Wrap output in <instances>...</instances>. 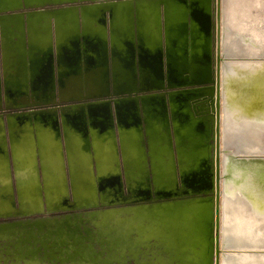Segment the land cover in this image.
I'll return each mask as SVG.
<instances>
[{
  "label": "bare ground",
  "instance_id": "bare-ground-1",
  "mask_svg": "<svg viewBox=\"0 0 264 264\" xmlns=\"http://www.w3.org/2000/svg\"><path fill=\"white\" fill-rule=\"evenodd\" d=\"M46 1L51 2L48 6L72 4L67 2L69 0H0V9H3L0 12L19 10L16 7L22 2L32 8H41L47 5ZM161 2L137 0L133 5L128 1L115 4L109 15L111 42L117 50L133 57L132 8L137 5L152 9V27L146 19L141 33L138 32L142 38V46L138 47L147 55V61L138 58L139 64L146 67L149 61L154 76L175 84H184L186 80L178 79L177 69L173 67L171 59L172 56H181L183 53L210 54L212 18L209 0H191V12L187 11L188 0ZM217 4V23L220 18L222 26L220 49L229 59L226 70L221 73L220 117L219 74L217 75V122H220L221 146L234 151L235 176L244 175L240 178L238 188L234 186L236 182H232L231 186L225 187L222 194L221 237L228 251L221 252L220 264H264V0H221V12L219 0ZM69 9H73L75 17L73 30L76 39L81 36L83 43L89 45L86 46L88 50L106 42L108 27L106 24L103 26L106 16L104 17L99 4L83 6L80 17L75 7L67 6L53 11L28 13L26 17L20 13L4 15L0 16V25L7 21L19 23V34L16 38L22 47L30 48L29 43L24 41L29 37L26 34L29 31V22L40 18L49 24L51 18L62 19L71 15L68 13L71 12ZM86 17L94 23L92 26L84 25ZM53 29L56 33L57 27ZM51 32L52 27L48 26V36L46 35L41 51L45 63L50 51H56L57 55L64 51V47L59 51L57 40L56 44L52 42ZM150 40L153 42L151 54L147 45ZM218 40L219 37L217 51ZM4 51L5 46L2 43V58ZM48 67L45 64L43 69L46 78L50 72ZM124 100L121 104V100L117 98L110 112L104 108L101 113L95 112V116L91 118L94 122L90 125L91 141L66 139L62 136L65 134L64 128H67L64 121L72 117L80 118L73 113L62 119V133L55 116L47 114L32 117L50 120V150L38 156L41 170L39 179L42 180V185H46L47 178H54L58 181V187H39L37 190L17 188L22 212L38 209L42 194L48 206H57L67 195L68 179L63 170V143L66 146L72 195L78 203H92L97 196L92 161L99 174L98 186L104 190L103 198H112L108 197L112 188L116 191L114 195L120 193L121 181L120 176L117 177L120 156L131 198L137 190L149 183L150 172L158 195L167 194L168 197L175 194L178 173L195 187L205 185L211 154L208 128L202 120H196L188 107L184 106L186 97H172L169 103L154 97L141 105L135 98H122ZM16 119L19 117L7 120L9 134L12 121ZM0 143L2 147L7 144L1 122ZM10 145L12 147L11 139ZM91 149L94 154L90 153ZM6 150L7 159L9 163L12 162L15 170L14 154L12 150ZM28 160L36 171V154L30 155ZM50 162L54 164V174L45 175L44 164L46 168ZM0 164L3 172L1 176L7 182L0 194L8 198L5 205H0V213H3L13 209L14 186L8 178L6 158L2 152ZM24 195L35 198H21ZM26 201H35L38 205ZM213 220V205L207 198L172 200L159 205L132 207L125 212L107 211L100 218L96 236L91 233L89 237L105 243L108 250L106 257L102 259L104 264H111L112 258L118 257L123 249L131 251L138 258L135 264H151L149 251L152 246L161 248L168 254V264H214ZM71 223L78 227L70 218L53 224L40 223L36 228H25L23 224L0 225V237L14 244L17 251L13 253L16 260L11 264H22L18 258L24 260L23 264H41L36 257V249L22 243L23 240L35 238L50 242L52 255L60 250L56 246L57 241L62 243L69 240L70 243H76L71 246L73 253L68 256L71 260L67 264H81L72 260L76 253H80L78 249L81 239L74 233L75 228ZM160 264H165V261Z\"/></svg>",
  "mask_w": 264,
  "mask_h": 264
},
{
  "label": "rangeland",
  "instance_id": "rangeland-1",
  "mask_svg": "<svg viewBox=\"0 0 264 264\" xmlns=\"http://www.w3.org/2000/svg\"><path fill=\"white\" fill-rule=\"evenodd\" d=\"M128 1L132 5L137 0H69L67 2H70L72 4L67 5H59V6H48L51 2H45L47 5L45 7L41 8H32L27 4H24L23 2L20 3L16 8L19 10L14 11H7V12H0V16L4 15H11L14 13H20L22 16L26 17L28 13L32 12H39V11H53L59 8H63L65 6L67 7H75L77 10V13L80 17L81 8L83 6H88L92 4H99L102 13L105 18V22L103 23V26L108 27L107 32V38L106 42L102 43L101 48H103V51L99 52L100 46L94 47V49L91 48V50H88L84 43H82L81 36L78 37L75 41L74 50L72 53H68L66 50L62 51L60 55H57L56 51H50L47 57V63L46 66L50 68L49 77L45 80L39 81L37 80L38 77H33L32 81H29V84H32V87L29 86V88L24 92H16L15 94H6L5 93V87H4V77H3V65H2V56L0 54V83H1V89H0V122L3 129V136H5L7 143H8V136H7V120L10 118L19 117L21 121L23 120H29V118H32V114L35 113H44L48 109H53V114L51 116H55L57 122L60 124L62 133V119L68 118V116L73 113L75 116H79L82 120V122H85V124H88L89 131L91 130V126L89 125V121L93 116H95V112L101 113V109H107L109 112L110 110L114 108L113 102L117 99L114 98L112 101L108 103L106 102H100L104 99H93L90 98L87 100H75L72 98H68V102H62L60 101L61 97H68L67 94L69 92H74L72 89H68V86H70L71 81L74 82L76 77L79 79H86L89 77V75L99 74L100 77L105 76L110 78V75L112 73V62H113V56L116 57V55L113 53V50H117L111 42V35H110V22H109V15L113 11V7L115 4ZM161 2L162 0H157ZM217 1L218 0H209V7H210V14L212 18V35H211V49L210 54H188L183 53L181 56H172L175 58H182V57H191L196 56L198 59L205 60L210 63V67L214 69V65L217 60V66H218V74H219V117L221 113V98H220V82H221V73L226 70V66L229 62V59L227 56H225L224 53H222L220 49V38L222 35V26H221V19L219 18V22L217 23ZM162 3V2H161ZM160 3V4H161ZM192 3L191 0H188V6L187 11L191 12L192 10ZM3 9H0V11ZM8 10V9H6ZM219 10L221 12V0H219ZM219 26V28H218ZM218 28V51H217V37H216V31ZM80 42L82 43V46L80 45ZM83 47V48H82ZM115 48V49H114ZM85 51L86 54L83 57L82 51ZM100 55H104V58L100 59ZM139 59L143 60L142 57L138 56ZM120 60L119 57L116 58V60ZM171 59V61H172ZM239 59H243L242 57H239ZM49 60V61H48ZM99 60H103V62L100 61L97 65H95ZM122 66L129 67L128 72L131 76V79H135L137 85H143L140 82V78H143L142 74L140 73L141 68H145V66H141L139 64V60H136L134 57L125 56ZM86 64H88L89 67H86ZM116 65V64H115ZM92 67V68H91ZM97 67H101L104 69L99 70L98 73L96 72ZM117 67V66H116ZM52 68V69H51ZM148 68V67H147ZM222 68V69H221ZM152 74V73H151ZM154 76V75H153ZM158 78V77H156ZM159 79V78H158ZM164 80L165 78L161 79L162 85L164 86ZM150 84V83H149ZM191 86H188L190 88ZM181 89H186V87H182ZM141 90V89H139ZM149 90V92H143L144 90L140 91L136 95H130V96H124L125 98H136V100L141 105L143 101L147 103L151 98H147L146 94L148 96L155 92H163L161 94V98H157L159 100H166V102L169 103L170 97L166 98L168 94L173 91L171 88H157ZM78 94H84L83 91L79 90L77 92ZM192 95V93H186L185 90H183L182 93L173 96L179 97L184 96L186 97V100ZM135 96V97H134ZM148 99L147 101L145 99ZM166 98V99H165ZM86 99V98H85ZM122 99V98H118ZM214 99V98H213ZM36 100V101H35ZM51 103V101H53ZM130 100V99H128ZM204 101V99H200L196 102ZM87 102H99L95 103L93 105H83ZM124 101L120 102L121 104L124 103ZM75 104L76 109H73V106L70 107V110H65L66 106H70ZM192 106V104H191ZM73 109V110H72ZM106 110V112H107ZM188 110L191 112V110L188 107ZM94 114H91L93 113ZM192 112L196 115L201 113V107L199 103H196V105L192 106ZM193 114L194 118L196 120H203V116H195ZM41 114L35 115L39 116ZM43 115V114H42ZM45 115V114H44ZM34 116V117H35ZM47 116V114H46ZM63 117V118H62ZM209 127H210V134L208 135V145L211 148V154L209 156L210 158V167L208 168V173L206 175L207 180L205 185H202V187H195L192 183H190L187 180H184L181 178V175L178 173V178L175 183V194L173 196H168L167 194L164 195H157L154 192V183H153V177L150 172L149 177V183L143 187L142 189H139L140 192L133 196V198L130 197V191L127 190L128 186L127 182L125 183L123 178V163L121 164V156L119 160V168H118V176H120V193L118 195H114L116 192L115 189H111L108 197L112 198H103V189H100L98 186V180L99 175L97 174V168L92 161L91 169L92 174L94 175V179L96 180V189H97V196H95V201L92 203H78L75 201L73 195H72V189H71V181H70V175H69V165L66 161V146L63 143V151H64V157H63V170L66 174V179H68V185H66L67 188V195L63 197L62 200H60L59 204L57 206H48L46 204V198L44 197V194H42V198L40 196V206L38 209L30 211V212H22L20 210V204L18 202L17 198V191H16V182H15V176H14V168L12 162L9 163V160L7 159V150L8 148L2 147L0 145V153L2 152L3 155H5L6 158V166L8 170V178L10 179L12 185L14 186V196H13V209L11 211L0 213V225H13V226H23L26 228L28 226L37 227L38 224L44 223V224H53L59 221H63L65 218H70L72 222H75L78 227L75 226V224L71 223V226H74V233L79 236L81 239L80 242V248L78 249L81 255L78 253L75 254L74 258H72L73 261L81 263V264H104L102 259H104L107 255V248L105 247V243L103 241H100L99 239H91L89 235L91 233L97 234V230L99 227L100 218L104 217V213L107 211H116V212H125L129 208L132 207H144L149 206L152 204L159 205L160 203L165 202H171L177 201V200H183V199H198V198H207L211 201L214 209V235H213V249H214V264H220V256L221 252L228 251V248L224 247V244L222 243V235H221V201H222V194L226 190V186H231L232 182H236L234 185L235 188H238L240 185V178L244 177V175H240V177L235 176V172L233 170L234 165V151L232 148L223 147L222 141L220 139V122L217 123V138H216V151H215V136H214V122L213 120L207 121ZM205 123V122H204ZM206 124V123H205ZM206 124V126H207ZM219 128V133H218ZM89 139L91 138V135L89 133ZM92 142H90L91 144ZM93 153V150L91 149ZM215 152H216V207L214 205V197L213 194V187L212 189L208 190L206 194H202L201 192L203 190H206L208 186L209 179L212 178V184H213V178H215V167L213 168V164L211 167V160L215 165ZM37 157V165H38V171L36 166V171L40 175V165H39V159L38 155ZM11 161V157H10ZM36 165V161H35ZM107 175V174H106ZM126 179V178H125ZM42 181V180H41ZM66 184V183H65ZM186 185L189 187L186 188ZM186 189H185V188ZM199 190V192L197 190ZM177 190V191H176ZM138 191V190H137ZM136 191V192H137ZM43 193V188H42ZM166 196V197H165ZM12 199V198H11ZM159 201V202H158ZM134 202V203H132ZM219 207V210H218ZM215 208H216V218H215ZM88 231V235H87ZM42 232V230H40ZM78 233V234H77ZM67 234V232L65 233ZM44 235V234H42ZM25 242L27 246H31L36 253V257L40 261L41 264H67L71 260V257H68L71 253H73V249L71 246L76 245V243H70L69 240L66 242H56V246L60 247V250L56 251V254H51V243L44 242L39 238L35 239H29V240H23L22 243ZM9 242L7 239L0 237V264H11L13 263L16 258L14 256L17 251L15 250V245ZM49 246V247H48ZM44 247V248H43ZM49 248V249H48ZM45 249V250H44ZM264 249V248H262ZM61 251V252H60ZM233 251V250H232ZM11 252V253H9ZM14 253V254H13ZM61 255V256H59ZM46 256V257H45ZM132 254L131 251L123 249V252L121 254L119 253L118 257L112 258L113 264H135L136 259L138 258ZM61 258V259H60ZM118 258V259H117ZM115 259V261H114ZM5 260V261H4ZM49 260V261H48ZM18 261L23 264V259L18 258ZM111 263V264H112Z\"/></svg>",
  "mask_w": 264,
  "mask_h": 264
},
{
  "label": "crops",
  "instance_id": "crops-1",
  "mask_svg": "<svg viewBox=\"0 0 264 264\" xmlns=\"http://www.w3.org/2000/svg\"><path fill=\"white\" fill-rule=\"evenodd\" d=\"M71 12H68L71 15H68L62 19L56 17V19L51 18L48 24L44 19H33L29 22L28 27L29 31L26 32L28 34V38L24 41L29 43V47H22L19 43L20 41L16 38L19 34V26L20 24L13 21L3 22L0 25V46L3 43L5 46L4 58H2V65L4 67V79H5V93L6 94H15L18 92L26 91L29 86L32 87V84H29V81L33 79V77H38L37 80L42 81L47 79L46 72L43 70L45 66V57L42 55L43 46L42 44L45 41L47 35V27H52V32L50 36L52 38V42L56 44L59 42V51L64 47V51L66 50L68 53H72L74 50V44L76 39V33L73 30L75 26V17L73 14V9H69ZM126 10V9H119ZM121 13V11H119ZM90 13V12H85ZM148 15V16H147ZM149 20L150 26L153 24L152 17V9L150 8H142L141 6L134 5L132 8V29H133V46H134V55L133 57L138 60L136 50L138 46H142V38L141 35H138V32L142 30V26L144 25V20ZM56 20V21H55ZM64 20V21H63ZM58 21V22H57ZM94 23L89 21V18L86 17L84 21L85 26H92ZM148 24V23H147ZM57 27V32L55 33L53 27ZM47 35V36H46ZM87 38V36H85ZM89 39V38H88ZM139 39V41H138ZM85 46H89L84 43ZM147 45L150 48L153 46L152 40L148 41ZM118 54L124 59L126 54L124 52L117 50ZM1 54V52H0ZM154 54V52H153ZM2 56V54H1ZM127 57V56H126ZM115 64L117 65L116 61ZM123 65V64H122ZM118 67V65H117ZM124 67V66H122ZM101 67H97L96 72L98 73ZM149 75L153 76L151 72ZM93 77V76H92ZM1 89V84H0ZM1 92V91H0ZM1 94V93H0ZM64 128L66 139H77L79 138L82 141H91L89 139V129L88 124L82 122L81 118H70L64 121ZM94 120L89 121V125L93 124ZM12 128L10 129V134L8 129V143L9 151L12 150L15 157V182L16 189L19 190H37L39 187L43 188H57V183L54 178H47L45 180L46 185H42V181L39 179V173L35 171L32 166H30V162L28 158L32 154L40 155L46 151L50 150V135L48 133L49 127L51 126L50 120L41 119V118H29V120L16 119L12 121ZM84 127V129L82 128ZM81 132V134H79ZM10 139L11 144L10 145ZM1 145V143H0ZM37 159V157H36ZM1 166V164H0ZM54 164L50 162L48 166L45 168L44 164V174H54L55 168ZM2 169L0 167V190L5 189L7 186V182L3 179ZM41 174V170H40ZM24 199L29 200V195H24ZM7 197L0 194V205H5L7 202ZM34 205H38V202H30ZM36 203V204H35Z\"/></svg>",
  "mask_w": 264,
  "mask_h": 264
},
{
  "label": "water",
  "instance_id": "water-1",
  "mask_svg": "<svg viewBox=\"0 0 264 264\" xmlns=\"http://www.w3.org/2000/svg\"><path fill=\"white\" fill-rule=\"evenodd\" d=\"M216 37H217V31H216ZM83 43V41H81ZM80 42V45L82 46ZM102 45V44H100ZM102 46H100V50L99 52L103 51V48H101ZM83 48V47H82ZM115 49V48H114ZM136 54L137 57L140 56L142 57V59L147 61V55L144 54V52L142 51V49H140L139 47H137L136 50ZM83 54V57L86 54V52L83 50L81 52ZM113 53L116 55L113 56V62H112V73L110 75L109 81L108 78L105 76L100 77L99 74H94V75H89V77H87L86 79H79L78 77H76L74 80L71 81L70 86H68V89H72L74 92H69V94H67L68 97H61L60 101L62 102H68V98H72L75 100H80L83 99L84 101L87 99H104L100 102H106L109 104L110 101H112V99L114 98H125L126 96H130V95H136L137 93H139L140 91L144 90L143 92H149L150 88L152 89H157V88H171L173 89V91H171L168 96L166 98H172L175 95H178L180 93L183 92V90H185L186 92H191L192 95L185 101L184 106L189 107V109L192 112V106L196 105V103L200 104L201 107V113L199 114H195L192 112V114H195V116H203V120L204 122L207 124V121H211L213 120L214 122V126H215V130H214V136H215V151H216V138H217V110L216 108L218 107L217 103H216V98H215V88H216V82H217V75H218V66H217V60L216 63L214 65V69H212L210 66V63L205 61V60H201L198 59L196 56H191V57H182V58H175L173 57L172 59V65L174 68L177 69V77L178 79H185L186 82L184 84H175L174 82L170 81V80H164V86L162 85V81L159 78H156V76H151L149 75V73H152V69L149 66L150 63L148 61L147 63V67L145 68H141L140 73L142 74L143 78H140V82L143 85H137L135 79H131V76L128 72L129 67H122V64L124 61V59L120 56V54H118L117 50H113ZM120 60H116V58H118ZM104 58V55H100V59ZM101 60H99L95 65H97L98 63H100ZM115 61L118 65V67H116L117 65H115ZM103 62V60L101 61ZM124 65V64H123ZM86 67H89L88 64H86ZM164 67H165V57H164ZM92 68V67H91ZM103 68H100L99 70H102ZM153 74V73H152ZM93 76V77H92ZM161 76L163 77V75L161 74ZM150 83V84H149ZM188 86H191L190 88H188ZM182 87H186V89H181ZM141 89V90H139ZM81 90L84 92V94H78L77 92ZM154 90V91H155ZM163 92H155L153 94H151V96L148 94H146L147 98H151V97H155V98H161V94ZM121 95H124L125 97H122ZM131 97V96H130ZM135 97V96H134ZM86 98V99H85ZM138 98V96L135 97V99ZM145 99L146 101L148 99ZM165 98V99H166ZM214 98V99H213ZM200 99H204V101L201 102H196ZM122 102V99H120ZM36 101V100H35ZM53 101H51V103H53ZM145 102V101H143ZM95 103H99V102H87L83 105H93ZM192 104V106H191ZM73 106V109H76L77 107L75 106V104L70 105V106H66L65 110H70V107ZM76 107V108H75ZM72 109V110H73ZM38 114H53V109H48L46 110L44 113H35L32 114V117H34L35 115ZM54 115V114H53ZM63 118V117H62ZM28 120V119H27ZM207 128H208V135L211 133L210 131V127L207 124ZM122 164V162H121ZM213 164V168L215 167V178H213V184H212V178L211 180L209 179L208 181V186L206 188V190H203L201 193L202 194H206L208 190L212 189L213 187V194L215 195L214 197V205L216 204V189H217V185H216V152H215V165H214V160L212 162L211 160V167ZM123 171V168H122ZM98 174V173H97ZM99 175V174H98ZM123 178L124 181L126 183V179H125V175L123 172ZM154 182V181H153ZM127 187V185H126ZM189 187L188 185H186V188ZM185 188V187H184ZM185 188V189H186ZM128 190V188H127ZM177 191V190H176ZM140 192V190H138L135 195H137ZM154 192L156 193V189L154 187ZM157 194V193H156ZM158 195V194H157ZM166 203V202H165ZM216 207V205H215ZM216 211V208H215ZM215 218H216V214H215Z\"/></svg>",
  "mask_w": 264,
  "mask_h": 264
},
{
  "label": "flooded vegetation",
  "instance_id": "flooded-vegetation-1",
  "mask_svg": "<svg viewBox=\"0 0 264 264\" xmlns=\"http://www.w3.org/2000/svg\"><path fill=\"white\" fill-rule=\"evenodd\" d=\"M24 239H25V237H24ZM149 253H150L149 257H150V263L151 264H160L161 262H164V261H165V264H168V260H167L168 254L164 253L163 249L152 246L150 248ZM139 260H141V256L139 257Z\"/></svg>",
  "mask_w": 264,
  "mask_h": 264
}]
</instances>
